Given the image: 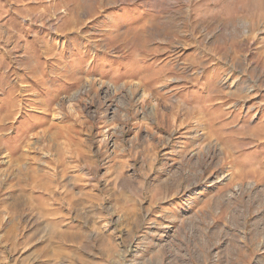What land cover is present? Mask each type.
I'll return each mask as SVG.
<instances>
[{
	"label": "rangeland",
	"instance_id": "rangeland-1",
	"mask_svg": "<svg viewBox=\"0 0 264 264\" xmlns=\"http://www.w3.org/2000/svg\"><path fill=\"white\" fill-rule=\"evenodd\" d=\"M0 264H264V0H0Z\"/></svg>",
	"mask_w": 264,
	"mask_h": 264
}]
</instances>
